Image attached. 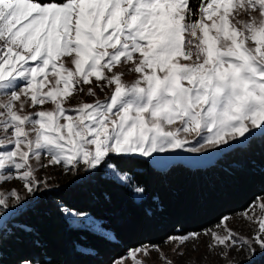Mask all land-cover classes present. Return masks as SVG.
<instances>
[{
  "label": "snow or ice",
  "instance_id": "snow-or-ice-1",
  "mask_svg": "<svg viewBox=\"0 0 264 264\" xmlns=\"http://www.w3.org/2000/svg\"><path fill=\"white\" fill-rule=\"evenodd\" d=\"M256 137L264 138V0H0V187L20 184L0 191V223L57 187L43 169H109L143 203L147 187L110 161L158 166L178 150L223 152ZM57 207L74 231L95 223ZM244 215L257 225L250 235L229 227V217L216 226L222 232L203 233L222 258L242 254L227 264H255L264 254V196ZM201 235L169 240L183 247ZM141 255L147 246L112 264H145ZM19 264L41 262L23 255ZM45 264L61 262L50 256Z\"/></svg>",
  "mask_w": 264,
  "mask_h": 264
},
{
  "label": "trees",
  "instance_id": "trees-1",
  "mask_svg": "<svg viewBox=\"0 0 264 264\" xmlns=\"http://www.w3.org/2000/svg\"><path fill=\"white\" fill-rule=\"evenodd\" d=\"M197 2V0H193ZM119 170L146 186L143 203L103 172L77 177L35 199L6 220L0 264H19L23 255L45 264H112L129 249L162 244L176 234L202 231L223 217L243 211L264 195V138L221 153L205 165L173 162L163 168L144 161H112ZM57 205L89 212L114 232L107 239L88 228L72 230ZM30 229L24 233L23 229ZM7 229V230H6ZM92 249L88 257L75 246ZM255 264H264V254Z\"/></svg>",
  "mask_w": 264,
  "mask_h": 264
},
{
  "label": "rangeland",
  "instance_id": "rangeland-1",
  "mask_svg": "<svg viewBox=\"0 0 264 264\" xmlns=\"http://www.w3.org/2000/svg\"><path fill=\"white\" fill-rule=\"evenodd\" d=\"M131 78L132 77H126V79H131ZM100 98L101 99L104 98V93H100ZM85 99L88 100L89 102H91L92 98L85 97ZM193 143H194V141H193ZM178 152H179V155L171 157L170 160H168L167 162H163L156 167L163 168V167L167 166L168 164L173 163V162H177V161L184 162V163H187V164H190L193 166L194 165H205L209 162H212L214 159H216L224 151L221 152V151H216V150H210L204 154L186 153V152H183L182 150H178ZM110 163L114 164L112 161H110ZM104 173L106 174V176H109V177L115 179V177H113L111 175V170L105 169ZM39 175L41 177H47L49 179L50 183L56 185L57 187L63 186L64 184L70 182L72 179H75L77 177H87L88 176L87 173H81L79 176H74V175H70V174L65 175L62 173V171L60 169H58L56 167H49L48 169H43L39 172ZM13 187L19 188L20 187L19 182L14 180V181L4 185L3 187H0V191H4L6 189L10 190ZM134 196L137 200H139L138 197L136 196V194H134ZM262 196H264V195H262ZM34 200L35 199L30 198V203ZM28 204L29 203H27L26 205H28ZM68 209H70V208H68ZM246 209H248V208H246ZM71 210H74V209H71ZM245 210L225 216V217L230 218L229 227H231L234 231L239 233L241 235V237H245L247 235L252 234L253 230L257 227L256 223L250 222L249 220L246 219V217L244 215ZM74 211L79 213V211H77V210H74ZM252 211H255L257 216L260 215V212L258 209H252ZM86 213L88 214L89 217L93 218L95 223L85 224L83 226V228H88L90 230H93V231L99 233L98 231H96V226L99 225V227L102 228L104 232L111 234V237H112L111 239L116 238L113 231L104 227V225L102 224V220L100 218L94 216L92 213H89V212H86ZM249 214H251V212H249ZM6 220H7V218H5L4 222L0 223V228L3 227ZM220 221L217 224H215L209 228H206L202 231L191 232V233H201L202 235L199 237L198 240L190 241L189 243H187L183 247H180L174 240L170 241L169 239L166 240L162 244L155 245V246H159V250H156L155 248H153L154 245H151V244L142 245V246L148 247L149 255L148 256L141 255L140 258L145 260V264H165L164 257H166L167 260L172 261V264H188L189 261L194 262V264H227V259H231L233 257H237L238 259L242 260L243 259L242 254H239L235 251L230 252L228 255V258L225 259V258H222L220 255L221 249L216 248V249L211 250V251L209 250L208 244L210 242V237L207 235H203V233H205L207 230H217V231L222 232V229L216 228V226L218 224H220ZM188 234L189 233H187V234H176V235H173L171 237L187 236ZM142 246L136 247L133 249H139ZM180 251H182L184 253L183 256L178 255V252H180Z\"/></svg>",
  "mask_w": 264,
  "mask_h": 264
}]
</instances>
